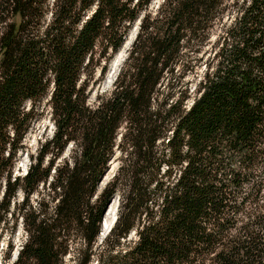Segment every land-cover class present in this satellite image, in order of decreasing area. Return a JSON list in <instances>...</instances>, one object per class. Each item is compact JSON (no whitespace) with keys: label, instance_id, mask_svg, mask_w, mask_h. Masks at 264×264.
<instances>
[{"label":"trees","instance_id":"16d2710c","mask_svg":"<svg viewBox=\"0 0 264 264\" xmlns=\"http://www.w3.org/2000/svg\"><path fill=\"white\" fill-rule=\"evenodd\" d=\"M152 1L0 0V227L17 216L26 235L14 264H264V0ZM44 103L53 134L15 177Z\"/></svg>","mask_w":264,"mask_h":264},{"label":"rangeland","instance_id":"374dc122","mask_svg":"<svg viewBox=\"0 0 264 264\" xmlns=\"http://www.w3.org/2000/svg\"><path fill=\"white\" fill-rule=\"evenodd\" d=\"M162 2L163 0H153L150 6V9L155 11ZM134 28L129 32L122 49L117 54L112 56L110 61L106 64L107 69L104 75L101 76L99 70L96 71L95 76H94V80L96 81L95 85L90 87L91 89V94L89 98L90 103L95 102L96 96L108 95L111 92L113 82L115 81V78L117 76L116 74L114 78V75L110 71L111 66H112L113 71H115V66H118L117 64H119V66L122 65L121 59L124 57V55L125 57L127 55V51L129 49L128 44H129V41L133 39L132 33H133ZM214 38L215 36H213L212 39ZM202 71H203V67H200L198 70V75L196 76H200ZM110 75L113 76L112 78L114 80L109 79ZM188 80L192 82V85L194 84L193 78L190 77L188 78ZM42 109L44 110V113L38 120H36L32 124L30 131L28 132L26 138L24 139L22 143L23 148L17 155V162L13 170V176L15 177L24 176L25 171L29 168L30 163H31L30 157L36 156L40 149L41 144L45 141V139H50L53 134V129H54L53 124L50 121L49 109L45 106V103L42 104ZM67 155H68V151L64 153L62 158H65ZM113 159L114 160H111L110 162L108 172L102 178V181L100 182L98 186L97 195L103 192V190L106 188L108 183L112 181L114 175L116 174V170L118 167V162L116 160L117 156H115ZM116 197L119 199L118 195H116L113 199H115ZM21 201H22V195L19 193L14 202L20 203ZM14 202H12V206ZM35 202H36V197H33L30 203L34 205ZM108 209L106 210L104 214L102 224L104 220L107 219L106 217H107ZM116 214L117 213L115 212V215ZM25 238H26V235H25V232L21 224V219L17 216L11 217V218L8 216L6 224L1 225L0 227V264H14L15 263L16 261L15 256L17 255V253H19L23 243L25 242ZM64 262L65 264H73V262L69 259V256L65 258Z\"/></svg>","mask_w":264,"mask_h":264},{"label":"water","instance_id":"95a60500","mask_svg":"<svg viewBox=\"0 0 264 264\" xmlns=\"http://www.w3.org/2000/svg\"><path fill=\"white\" fill-rule=\"evenodd\" d=\"M136 32H137V26L134 28V30H133V33H132V38L134 39L135 38V35H136ZM133 39H131V41H129V44H128V46L131 44V42L133 41ZM128 46H127V48H128ZM124 57H125V55H124ZM124 57L121 59V62H123V60H124ZM120 62V63H121ZM118 66H115V72L113 71V69H112V66H111V72H112V74H115V76H116V74H117V72H118V70H119V64H117ZM115 76H114V78H115ZM114 80V79H113ZM112 160H114V159H112ZM27 172V170L25 171V173ZM116 200H117V203L119 204V199L116 197L115 198ZM114 201V199H111L110 201H109V203L107 204V209H108V207H109V205L112 203ZM118 207V206H117ZM106 209V210H107ZM106 210H105V212H106ZM105 214V213H104ZM116 218H117V216L115 217V219H114V221H113V223H112V225L110 226V228L109 229H106V230H104L103 228H102V225H101V232H100V241L101 240H103V238L108 234V232L110 231V229L112 228V226H113V224H114V222L116 221ZM17 255H18V253H17ZM17 255L15 256V259L17 258Z\"/></svg>","mask_w":264,"mask_h":264},{"label":"bare ground","instance_id":"6f19581e","mask_svg":"<svg viewBox=\"0 0 264 264\" xmlns=\"http://www.w3.org/2000/svg\"><path fill=\"white\" fill-rule=\"evenodd\" d=\"M113 75L115 76V74H113ZM112 77L113 76L110 75L109 79H113ZM117 206H118L117 200L114 199V201L109 205V209H108L107 217H106L107 219H105L103 224H102V228L104 230L109 229L110 226L112 225V223L116 217L115 212L117 213V208H118Z\"/></svg>","mask_w":264,"mask_h":264}]
</instances>
